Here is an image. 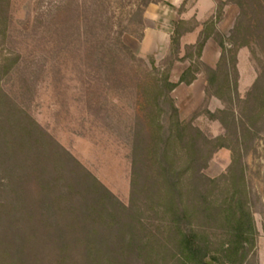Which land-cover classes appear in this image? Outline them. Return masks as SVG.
Masks as SVG:
<instances>
[{
  "label": "rangeland",
  "instance_id": "obj_1",
  "mask_svg": "<svg viewBox=\"0 0 264 264\" xmlns=\"http://www.w3.org/2000/svg\"><path fill=\"white\" fill-rule=\"evenodd\" d=\"M214 1L219 25L214 30L210 25L208 32L213 31L217 40L224 41L227 47L215 67L216 81L208 83L201 103L183 97L178 101L171 95L179 113L173 114L171 104L163 101L159 120L172 128V150L179 164L189 157L183 132L178 131L179 120L199 127L209 138L221 137L215 145L229 146L217 149L203 168L205 175L217 179L209 188L210 197L215 204L224 203L235 189L234 176L243 175L239 187L253 212L258 233L243 262L226 264H261L264 0ZM139 2L0 0V264H11L8 242L3 239L8 225L7 219L3 220V211L18 206L22 214L29 212L28 204L39 196L37 164L42 158L58 157L48 136L69 150L83 168L92 172L123 203H133L144 210L145 232L157 246L162 247L169 239L159 207L164 189L154 151L158 132L152 116L158 112L147 102L155 93L152 77L168 74L175 79L186 66L192 69L189 77L200 72L207 77L208 73L192 45L180 50L179 43H172L171 50L163 57L140 52L143 31L147 25L155 24L147 22L145 17L140 20L136 12ZM193 4L195 0H188V6ZM196 24L192 17L173 35L178 36ZM118 40L149 69L151 60H155L153 76L146 78L144 63L122 57L125 54L119 46L108 49L109 44ZM137 125H142L147 141L148 174L144 178L145 190L132 202V141ZM12 176L22 178L24 183L15 187L5 185ZM183 181L182 199L189 202L191 177L184 176ZM18 194L20 199H16ZM20 220L25 221L21 217ZM31 222L40 224L39 215ZM193 223L196 225V219ZM210 226L206 230L215 243L214 248L227 242L229 235L222 222Z\"/></svg>",
  "mask_w": 264,
  "mask_h": 264
},
{
  "label": "trees",
  "instance_id": "obj_2",
  "mask_svg": "<svg viewBox=\"0 0 264 264\" xmlns=\"http://www.w3.org/2000/svg\"><path fill=\"white\" fill-rule=\"evenodd\" d=\"M160 1L140 0L136 5L140 20L143 21L149 4ZM238 4L244 10L242 3ZM210 25L214 26V30L215 24ZM208 33L196 45H192L197 49L198 58ZM143 35L144 31L141 38ZM180 35H173L172 43L180 45ZM219 43L224 54L226 44L222 40ZM109 45V48H104L110 50L119 46L120 52L125 54L122 57L144 63L146 78L153 76L152 72L156 68L154 59L149 69L121 40ZM203 65L208 73V83L213 84L217 69L205 63ZM191 71V66L186 68L178 82H173L168 74L152 77L155 93L147 99L158 112L152 118L158 132V142L154 146L156 164L164 189L159 207L164 214L169 235L163 246H157L155 240L145 232V212L141 207L123 203L92 172L83 168L69 150L48 136L49 144L56 150L58 157L42 158L37 164L39 196L28 204L29 209H26L29 212L22 214L18 206L3 211V220L8 221L7 234L3 239L8 242L11 264H226L243 262L248 257L258 231L253 212L239 187L243 175L234 176L235 189L229 198L222 204H215L209 188L217 179L203 173L213 153L229 146L224 143L215 145L221 137L209 138L199 127L179 120L178 131L183 132V142L189 155L179 164L172 150V128L160 122L163 101H168L173 114L178 115L179 110L171 93L178 84H190L196 79L197 73L189 77ZM207 112L215 116L211 110ZM28 139H31L30 134ZM146 142L142 125H137L132 141V202L145 190L144 178L148 174ZM187 175L191 177V197L189 202H184L183 178ZM23 181L12 176L4 184L15 187L22 185ZM19 195L16 199H20ZM38 215L40 224L36 225L31 220ZM20 217L25 221L20 220ZM195 219L196 225L193 223ZM213 222H222L229 235L227 242L217 248H214L215 243L206 230ZM24 225L28 228L25 229Z\"/></svg>",
  "mask_w": 264,
  "mask_h": 264
},
{
  "label": "crops",
  "instance_id": "obj_3",
  "mask_svg": "<svg viewBox=\"0 0 264 264\" xmlns=\"http://www.w3.org/2000/svg\"><path fill=\"white\" fill-rule=\"evenodd\" d=\"M188 0H166L160 3H151L145 10L144 17L147 22H153L155 25H147L144 35L139 44V50L142 54H154L156 57L165 56L172 47V36L177 26L181 22H188L194 17L197 24L180 35V50L186 45H196L199 40L207 34L210 24H215V29L219 25L216 16V4L214 0H195V4L188 6ZM182 9V10H179ZM203 46L200 60L206 65L215 68L222 56V47L215 37L214 32H209ZM242 53V50L241 52ZM241 54H239V58ZM191 65V62L188 63ZM187 66L176 75L173 82H178L181 74ZM240 81L242 82L243 73L240 71ZM207 77L202 72L197 73L196 79L187 84L182 82L172 91L171 95L175 98H185L189 102L197 100L201 103L206 97ZM260 263L264 264V251L260 252Z\"/></svg>",
  "mask_w": 264,
  "mask_h": 264
}]
</instances>
